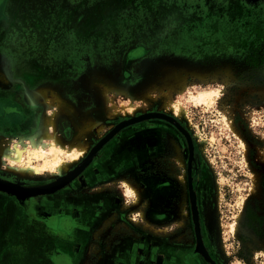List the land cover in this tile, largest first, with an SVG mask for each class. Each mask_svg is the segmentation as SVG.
Wrapping results in <instances>:
<instances>
[{"label": "rangeland", "instance_id": "374dc122", "mask_svg": "<svg viewBox=\"0 0 264 264\" xmlns=\"http://www.w3.org/2000/svg\"><path fill=\"white\" fill-rule=\"evenodd\" d=\"M10 16L0 24V70L9 79L0 81V94L28 102L38 114L32 133L0 132V139L28 144L41 137L48 107L28 98L39 89L50 99L57 94L74 111L61 110L56 118L55 131L65 143L75 139L79 125L98 122L103 130H93V154L67 174L20 176L2 158L0 180L20 187L62 180L117 127L162 118L170 124L157 170L171 188L155 212L167 221L158 227L146 222L144 233L167 228L156 233L203 259L191 257L189 264H264V65L248 64L253 46L261 52L255 32L264 33V0H33ZM174 74H186L183 89ZM95 80L113 87L102 95ZM199 92L213 93L211 103H192ZM88 106L94 108L84 111ZM62 117L70 125L68 138L58 129ZM167 117L185 129L189 142ZM189 149L199 217L196 224L191 215L187 231L193 235L178 242L184 229L172 222L184 172L179 159L188 164ZM126 189L136 197L142 191L129 184ZM197 230L204 235L201 251Z\"/></svg>", "mask_w": 264, "mask_h": 264}, {"label": "flooded vegetation", "instance_id": "af4514ba", "mask_svg": "<svg viewBox=\"0 0 264 264\" xmlns=\"http://www.w3.org/2000/svg\"><path fill=\"white\" fill-rule=\"evenodd\" d=\"M26 103L19 98L0 94L2 134L17 137L21 133H32L36 129L37 110ZM90 108L94 107L88 106L84 111ZM148 111H153L152 107L147 108L146 112ZM175 123L178 125L176 120ZM169 124L156 117L123 127L94 153L80 174L51 195L26 199L22 203L15 196L0 193V223L10 217L16 222L12 234L7 233L0 242V264L8 261V256L13 254L15 247L20 249L18 261L21 264H127V257L124 256L126 249L122 248L128 241L135 247L134 251H130L129 257L133 264H189L191 257L203 261L194 253V249L187 252V245L179 242H187V236L193 235L191 231H187L191 215L194 216L190 189L194 194L197 219L199 217L195 194L198 181L193 176L196 169L193 166L195 156L190 149L188 164L184 162L181 150L179 155L183 163L176 151L184 166L176 205L177 218L172 222L175 228L184 229L176 234L179 244H171L161 234H157L166 232L167 228L155 229L152 236L144 233L145 224L148 222L153 227H158L167 221L165 215L155 212V207L164 200L165 192L171 188L170 182L164 180L161 172L157 170L160 165V150L163 149L164 138L169 132ZM69 127L65 117L58 121V129L66 138L71 131ZM170 127L174 128L171 125ZM179 127L187 134L180 124ZM104 132L107 133L108 129ZM95 142L89 151L90 155L97 145ZM53 181L26 183L22 187L35 188ZM128 184L141 188L143 194L139 192L140 196L137 197L128 195ZM199 235L204 243L201 230ZM206 251L213 259L210 250Z\"/></svg>", "mask_w": 264, "mask_h": 264}, {"label": "bare ground", "instance_id": "6f19581e", "mask_svg": "<svg viewBox=\"0 0 264 264\" xmlns=\"http://www.w3.org/2000/svg\"><path fill=\"white\" fill-rule=\"evenodd\" d=\"M173 77L176 79V82H178L179 87L183 89L185 87L186 74H174ZM0 81L9 82L8 77L2 73L1 70ZM94 84L97 86V89L98 87L100 88L102 95L113 87L111 84L103 82L102 80H95ZM212 94L211 92H199L197 95L191 96L190 100L196 105L208 104L211 103L213 98ZM51 95L52 98L50 99L47 90L39 89L28 96L29 100H43V103L48 107V112L43 122L42 134L38 140H31L28 144H24L22 141L15 142L5 138L0 139V159H7L10 163L8 170L20 176L45 172L54 176L62 175V173L66 174L71 166H74L79 159L89 153L91 146H93V130L97 129L98 132L103 130V126L98 122H90L86 125L77 126V136L71 142L65 143L62 141L55 131L56 118L61 110L70 115H73L74 111L68 102L60 98L57 94L52 93ZM170 109L174 111V113L179 110V108H173L172 106ZM130 123L131 122H129V124ZM228 125L232 128L230 122H228ZM121 128L122 126L117 127L101 142V144L109 141ZM88 160H85L79 165L75 172L70 173L65 179L69 178V181L74 174L79 172L87 164ZM37 161H42L43 164L35 166L36 164H33V162ZM14 164L17 166L15 167ZM0 181L5 182L2 180ZM1 182L0 185H2ZM15 191L22 197L26 194L25 189H22L20 186L16 187ZM194 214H196L195 207ZM198 244L200 245V239H198ZM198 248L201 250V246Z\"/></svg>", "mask_w": 264, "mask_h": 264}, {"label": "crops", "instance_id": "0c3cea01", "mask_svg": "<svg viewBox=\"0 0 264 264\" xmlns=\"http://www.w3.org/2000/svg\"><path fill=\"white\" fill-rule=\"evenodd\" d=\"M33 0H0V24L4 23V18H8L10 21L12 19H10V15H16V13H23V11L29 7V4L32 2ZM58 9L57 7L55 8V10ZM67 174V173H66ZM1 193V192H0ZM22 203L25 202L21 201ZM14 211V210H13ZM13 211H11V215H13ZM10 216V214L8 215ZM16 226V222H13V219L8 218L7 221L1 222L0 223V242L3 241L7 235V233L14 231ZM122 249H126V254L124 256H126V262L127 264H133L131 263L129 260L130 257V251H134L135 247L131 245V242L128 241L127 245L123 246ZM19 250L16 247L14 248V250L12 251L13 254L8 256V261H2L5 264H21L18 261V256H19ZM123 252H121L122 254ZM116 264V263H113Z\"/></svg>", "mask_w": 264, "mask_h": 264}, {"label": "water", "instance_id": "95a60500", "mask_svg": "<svg viewBox=\"0 0 264 264\" xmlns=\"http://www.w3.org/2000/svg\"><path fill=\"white\" fill-rule=\"evenodd\" d=\"M166 120H172V119H166ZM172 122V121H170ZM173 123V122H172ZM174 125H176L180 130L181 128L176 124V123H173ZM122 129V128H121ZM119 129V131L121 130ZM187 137V140L189 142V137L186 133H184ZM90 158V157H89ZM92 157L89 159V161L87 162V164L79 171L77 172L76 174H74V176L71 177V179L68 181L69 178H64L62 180H59V181H53L52 183L48 184V185H45V186H40V187H36V188H26V187H23L22 189H25L26 191V194L22 196H20L16 191H15V188L16 187H19L18 185L16 184H9V183H6V182H1L2 185H0V191L2 193H6L8 195H12V196H15L18 200H26V199H29L30 197H33V196H38V195H47V194H51L61 188H63L65 185H67L70 181H72L74 179L75 176H77L87 165L88 163L91 161ZM9 186H12V187H9ZM190 193H191V198H192V202H193V214H194V194L192 192V190L190 189ZM20 200V201H21ZM194 219H195V222L197 224V213L194 214ZM200 239V236H199V231L197 230V240ZM197 249L199 250L198 247L201 246V243L200 245L197 244ZM201 251V250H200Z\"/></svg>", "mask_w": 264, "mask_h": 264}, {"label": "trees", "instance_id": "16d2710c", "mask_svg": "<svg viewBox=\"0 0 264 264\" xmlns=\"http://www.w3.org/2000/svg\"><path fill=\"white\" fill-rule=\"evenodd\" d=\"M256 35V40H258V44L259 41H261V52L259 53V48H255V46H253V48L251 49L252 52H254V54H252V56L248 57L249 61L248 64L251 68H258L260 66L264 65V33L263 32H255ZM260 46V45H259Z\"/></svg>", "mask_w": 264, "mask_h": 264}]
</instances>
